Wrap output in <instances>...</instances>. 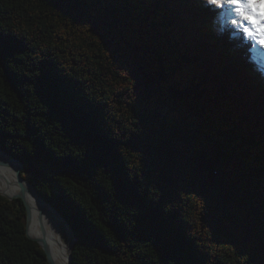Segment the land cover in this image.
I'll return each mask as SVG.
<instances>
[{
    "label": "trees",
    "instance_id": "1",
    "mask_svg": "<svg viewBox=\"0 0 264 264\" xmlns=\"http://www.w3.org/2000/svg\"><path fill=\"white\" fill-rule=\"evenodd\" d=\"M204 9L0 0V147L76 236L72 264H264L263 79ZM0 264H50L1 194Z\"/></svg>",
    "mask_w": 264,
    "mask_h": 264
},
{
    "label": "bare ground",
    "instance_id": "2",
    "mask_svg": "<svg viewBox=\"0 0 264 264\" xmlns=\"http://www.w3.org/2000/svg\"><path fill=\"white\" fill-rule=\"evenodd\" d=\"M241 30L243 32V28ZM246 40L252 48L251 51L254 53H256L254 50L257 51L256 54L262 59L264 65V46L259 45L255 40H250L249 38ZM10 162L11 159L9 157L0 153V192L12 196L20 192V188L19 183L17 185L16 166L10 164ZM7 182L14 185L9 186ZM29 196L31 221L28 231L30 236L38 239L46 237L53 261L56 264H69V245L63 239L62 229L55 217L54 210L50 206L44 207L35 195L29 194ZM34 207L38 209L37 212Z\"/></svg>",
    "mask_w": 264,
    "mask_h": 264
},
{
    "label": "rangeland",
    "instance_id": "3",
    "mask_svg": "<svg viewBox=\"0 0 264 264\" xmlns=\"http://www.w3.org/2000/svg\"><path fill=\"white\" fill-rule=\"evenodd\" d=\"M205 2V1H204ZM207 11L206 13H209L211 15L218 14L219 16V23L217 25H220L222 28H224V31L221 30V28L218 27V34L219 38L224 41L228 46H234V56L232 57L233 62H241V63H249L253 64L256 63L260 65L258 69H262L264 67L262 59L256 54L257 51L254 50L256 53L252 52V48L250 47V44L247 42L246 35L242 32L241 28L242 26L238 24H233L232 20H240V17L234 12L231 11L229 7H226L225 9L217 10L215 6L206 3ZM240 30V31H238ZM233 36V37H232ZM246 38V39H245ZM224 39V40H223ZM237 45V46H236ZM11 182V181H10ZM8 183V182H7ZM12 183V182H11ZM9 186H13L14 184L8 183ZM18 185V182H17ZM20 188V186H19ZM3 193V192H0ZM4 194V193H3ZM7 195V194H5ZM35 208V211L37 212V208ZM54 210V209H53ZM55 217L62 229V236L67 245H69V242L72 240L73 233L69 226L66 224V222L62 219V217L59 215L57 211H55ZM29 229V227H28ZM29 232V231H28Z\"/></svg>",
    "mask_w": 264,
    "mask_h": 264
},
{
    "label": "snow or ice",
    "instance_id": "4",
    "mask_svg": "<svg viewBox=\"0 0 264 264\" xmlns=\"http://www.w3.org/2000/svg\"><path fill=\"white\" fill-rule=\"evenodd\" d=\"M208 3L217 10L229 7L240 17L232 23L242 26L250 40L264 46V0H208Z\"/></svg>",
    "mask_w": 264,
    "mask_h": 264
},
{
    "label": "water",
    "instance_id": "5",
    "mask_svg": "<svg viewBox=\"0 0 264 264\" xmlns=\"http://www.w3.org/2000/svg\"><path fill=\"white\" fill-rule=\"evenodd\" d=\"M0 153L5 155L6 157H9L11 159L10 164H13L16 166V179L17 182L19 183L20 186V192L14 194V195H5L3 193H0L1 195L5 196L6 198H8L9 200H13V199H21L25 205L26 211H27V234L28 236L37 241L38 243L41 244V246L43 247V249L46 252L48 261L50 262V264H56L51 256V249L49 247L48 241L46 239V237H43L41 239L38 238H33L30 236L29 232H28V227H29V223L31 221V203L29 200V194H33L37 197V199L39 201L42 202L43 206H50L52 209H54L55 211H57L53 205H51L50 203H48L36 190V188L29 182L27 181L23 175L22 172L24 171V165L22 164L21 160L9 153H7L3 148L0 147ZM60 215V214H59ZM61 216V215H60ZM63 219V218H62ZM64 220V219H63ZM65 221V220H64ZM67 224V223H66ZM68 225V224H67ZM76 240V236L73 234L72 240L69 242V264H72V251L74 249V242Z\"/></svg>",
    "mask_w": 264,
    "mask_h": 264
}]
</instances>
